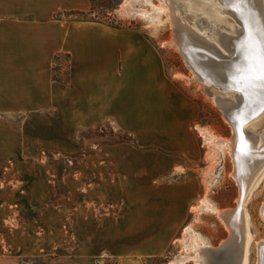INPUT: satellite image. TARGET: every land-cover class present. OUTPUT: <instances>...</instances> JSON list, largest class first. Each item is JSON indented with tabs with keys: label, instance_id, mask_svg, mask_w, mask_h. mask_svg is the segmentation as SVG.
<instances>
[{
	"label": "crops",
	"instance_id": "crops-1",
	"mask_svg": "<svg viewBox=\"0 0 264 264\" xmlns=\"http://www.w3.org/2000/svg\"><path fill=\"white\" fill-rule=\"evenodd\" d=\"M91 7L0 0V264H147L181 242L202 196L194 110L161 52L138 29L80 19ZM107 123L130 131L140 147L82 154L73 190L57 201L49 184H27L42 201L19 233V133L24 144L66 151L82 143L79 132Z\"/></svg>",
	"mask_w": 264,
	"mask_h": 264
},
{
	"label": "rangeland",
	"instance_id": "rangeland-1",
	"mask_svg": "<svg viewBox=\"0 0 264 264\" xmlns=\"http://www.w3.org/2000/svg\"><path fill=\"white\" fill-rule=\"evenodd\" d=\"M126 0H92L94 9L80 14L82 20H103L114 23L117 27L134 28L140 30L149 40H151L161 52L167 76L174 82L178 92L183 96L188 106L194 110V121L192 125L198 129L202 127L212 132L219 138L231 139L234 135V128L225 118L223 110L214 98L208 94L201 86L199 80L184 59L179 47L174 43L171 19L166 13L153 9V5L165 6L161 0H128L130 5L135 8H144L151 11L150 16L127 12L124 8ZM171 1V0H170ZM194 2L191 6L189 2ZM172 2V1H171ZM180 12L181 18L187 20L193 27H200V31L209 32L207 36H214V28L217 24L224 26L228 30H234L237 26L234 18L226 12V7L221 5L218 0H173ZM177 3V4H176ZM219 7L218 10H215ZM210 9V10H209ZM184 11V12H183ZM184 13L190 14L185 17ZM219 19L215 24L208 21V18ZM199 23V24H198ZM201 23V24H200ZM209 23V24H208ZM227 26V27H226ZM212 27V28H211ZM219 28V27H218ZM205 34V33H204ZM216 41V38H215ZM209 85V84H207ZM220 94V92L215 86ZM234 93L223 95L232 96ZM246 98L243 96V101ZM250 108L256 109L263 107L262 103L256 105L248 103ZM261 114L249 122L252 129L258 131L264 138V122L255 128V125L264 119V109ZM200 130H197L201 146L202 159L196 163L203 184V192L200 200L195 204L187 227L193 228L200 233L205 241L213 247H218L230 236V230L223 220L214 212L208 211L201 205V200L209 199L221 211L230 210L238 206V199L241 195L240 186L233 176L235 164L230 154L229 146H221L213 149L205 141ZM84 139L80 145H69L67 150L60 144H24L22 135L19 133V204H18V228L19 233L24 224L28 223L33 217L34 212L40 208L42 201L41 190L39 192H26L27 184L41 187L42 184H49V196L53 201H57L66 191L67 186L73 190L75 179L79 174L75 173L76 161L82 154H94L105 152L106 146L119 143H128L131 147L140 145L136 142L134 134L128 130L117 129L112 124H105L98 128L79 132ZM85 157V155L83 156ZM48 171L44 172V168ZM64 180H66L64 182ZM68 183V184H67ZM38 185V186H37ZM68 186V187H69ZM71 195V202L74 200V193ZM27 198V199H25ZM76 200H79L78 195ZM29 202L36 204L35 207H28ZM39 204V205H38ZM264 205V169L255 179L254 187L251 189L245 207L250 216L251 232L253 239L250 245L248 264H257V243L264 241V216L262 206ZM91 207L94 208L92 204ZM98 207V206H97ZM103 211L98 208L97 212ZM39 216L37 217L39 221ZM31 222V221H30ZM68 228V227H67ZM184 229V231L186 230ZM33 230L41 233V224L34 223ZM66 231L72 232L73 230ZM184 231L180 237H183ZM69 232V233H70ZM189 253L195 256L193 251L186 250L180 241L169 254L162 258H154L147 261V264H170L174 257L180 254ZM185 264H198L193 257ZM34 264H46L43 260H34ZM108 264H113L112 262Z\"/></svg>",
	"mask_w": 264,
	"mask_h": 264
},
{
	"label": "bare ground",
	"instance_id": "bare-ground-1",
	"mask_svg": "<svg viewBox=\"0 0 264 264\" xmlns=\"http://www.w3.org/2000/svg\"><path fill=\"white\" fill-rule=\"evenodd\" d=\"M161 1L165 6L154 4L153 9L166 13L171 19L172 10L170 4L174 3L170 0ZM218 1L221 5L226 7V12L234 18L237 26H235L234 30H228L224 26L217 24L213 31V37L207 36L209 32L204 31V34L200 31V27L199 29L195 28L187 20L181 18L177 7L179 6V3H176L177 6L174 4L175 9L173 13L180 18L185 28L193 29L197 34L204 37V39L206 38L219 47H222V42L229 37L232 39H239L242 43H244L248 37H256V46L260 48V53L258 52L259 58L262 50H264V0L260 1V6L251 3L253 2L252 0H240V2L236 4V6H232V8H230V0ZM189 3L191 6H195L193 1ZM124 8L130 13H137L145 16L151 15V11L147 9L131 6L128 0L125 1ZM218 9L219 7L215 10ZM219 19H222V17L220 16V18L218 17L215 20L208 18V21L215 24ZM253 54L255 53L253 52ZM235 63L237 62L235 61ZM255 63L257 66L256 72H258L259 59ZM253 76L255 79H252L245 88V101H243V96L238 93H234L232 96L220 94L210 84L207 85L206 82H203L196 76L203 89L214 98L217 104L219 103V98L221 101L224 100L223 104L225 105V108L229 109V112L235 118L236 125L233 126L234 135L235 129L238 130V135L235 139H233L234 135L231 139L227 140L217 137L205 128L198 127V129L205 141L208 142L213 149H218L221 146H229V152L235 164L233 176L236 178L240 186L241 195L238 199V206L234 209L225 211L218 209L209 201V199H203L201 205L197 208L203 206L204 209L216 213L230 230L229 238L222 242L220 246L213 247L205 241L200 233L196 232L189 226L184 231L181 242L184 244L186 250H188V252L193 251L195 256H192L189 253L180 254L174 257L170 264H185L192 260L191 257H193L198 264H248L253 235L250 228V216L245 204L251 189L254 187L256 177L261 170L264 169V138H262L258 131L249 126V122L261 114V110L264 109V79H261L259 75ZM248 103L251 105L262 103L263 107L261 108V106H259L256 109H253L249 107L250 105ZM261 122H264V119L258 122L255 125V128ZM226 211L229 212V216L224 219L222 214ZM262 214L264 216V205L262 206ZM263 246L264 241L257 243V264H264Z\"/></svg>",
	"mask_w": 264,
	"mask_h": 264
},
{
	"label": "water",
	"instance_id": "water-1",
	"mask_svg": "<svg viewBox=\"0 0 264 264\" xmlns=\"http://www.w3.org/2000/svg\"><path fill=\"white\" fill-rule=\"evenodd\" d=\"M171 1L173 2V0ZM252 1L251 3L260 6L261 0ZM239 2L240 0H230V8L236 6ZM170 8L172 10L171 24L173 26V41L179 47L184 59L191 70H193L194 74L203 82L219 88L220 92H224L223 94L238 93L241 96H245V90H237L238 85L235 83L233 76L236 68L245 66L250 56L255 57V62L259 59L258 55L260 53V48L256 46V37H248L244 43L239 39L237 40L229 37L222 42V47H219L206 38L204 39V37L197 34L193 29L185 28L180 18L173 13L175 9L174 4H170ZM184 16L188 17L190 14L184 13ZM253 52L255 54H253ZM235 61L237 63H235ZM253 75H259V73L255 72ZM254 79L255 78H253V80ZM218 102L220 108L224 112L225 118L232 126H235V118L231 115L229 109L225 108L223 104L224 100L221 101L219 98ZM237 135L238 130L235 129L233 139H235ZM227 216H229V212H223L222 217L226 219ZM262 250H264V246Z\"/></svg>",
	"mask_w": 264,
	"mask_h": 264
},
{
	"label": "snow or ice",
	"instance_id": "snow-or-ice-1",
	"mask_svg": "<svg viewBox=\"0 0 264 264\" xmlns=\"http://www.w3.org/2000/svg\"><path fill=\"white\" fill-rule=\"evenodd\" d=\"M251 35V33H250ZM257 71L255 57H249L245 66L237 67L234 72V81L238 85V91H244L246 86L254 78L253 74ZM258 73L261 79H264V50L259 57Z\"/></svg>",
	"mask_w": 264,
	"mask_h": 264
},
{
	"label": "trees",
	"instance_id": "trees-1",
	"mask_svg": "<svg viewBox=\"0 0 264 264\" xmlns=\"http://www.w3.org/2000/svg\"><path fill=\"white\" fill-rule=\"evenodd\" d=\"M92 1V0H91ZM94 9V7H93V4H92V10ZM85 12H82L81 14H84ZM99 22H104V23H107L108 24V22H106V21H103V20H99ZM110 25H114L115 26V24L114 23H110Z\"/></svg>",
	"mask_w": 264,
	"mask_h": 264
}]
</instances>
